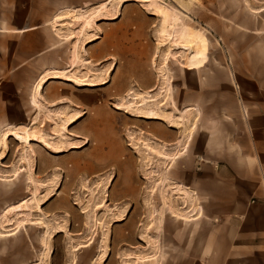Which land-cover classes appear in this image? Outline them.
I'll use <instances>...</instances> for the list:
<instances>
[{
	"label": "crops",
	"instance_id": "1",
	"mask_svg": "<svg viewBox=\"0 0 264 264\" xmlns=\"http://www.w3.org/2000/svg\"><path fill=\"white\" fill-rule=\"evenodd\" d=\"M93 1L0 0V115H10L5 118L7 124L12 122L14 113H27L28 109L13 105L8 89L25 91L44 78L41 106L33 108L39 113L44 108L50 111L51 121L45 125L51 127L55 147L64 150L51 160L54 177L69 179L68 188L79 187L86 179L110 177L105 187L108 195H99L98 199L104 204L113 201L123 209L131 204L130 209H134L141 204L142 186L137 180L134 153L124 137L148 126L130 108L140 105V98L151 95L159 100V106L151 103L149 107L164 113L166 121L172 120L173 103H183L184 85V189L195 196L193 203L202 210L192 218L180 220L186 231L184 251L188 262L264 264V58L257 64L246 56L244 69L239 73L232 62V48L225 45L240 89H216L214 104L201 106L196 103L202 94L198 85L186 80L184 84H174L168 76L163 82L159 79L154 66L156 58L173 41L160 35L162 18L157 12L146 11V5L137 10L120 5L115 12L100 6L93 9ZM257 46L264 49V43L259 42L248 48ZM179 55L178 71L185 75H199L207 64L188 67L185 52ZM160 62L159 58L156 64ZM131 90L134 102L128 105L124 97ZM110 97L122 105L117 124L111 121L115 117L104 105ZM98 108L109 120L106 124L110 128H103L107 135L92 134L89 129V120ZM76 114V121H70ZM62 126L77 138L65 133ZM168 126L169 131L162 132L160 138L171 144L178 128ZM9 129L12 126L4 127L2 134ZM83 138L89 139L86 145L70 149L73 144L80 146ZM95 139L114 142L113 148H109L111 144L107 146L110 164H106L108 159L95 156ZM114 145L127 154L125 160L113 159ZM70 163L76 165V170L67 169ZM45 166L39 160L40 170L44 171ZM113 171L117 173L113 175ZM68 188L64 186V192ZM50 204L53 208L55 203ZM10 206L2 211L4 223V213ZM130 215L118 221L124 241L126 231L132 235L136 231L128 221Z\"/></svg>",
	"mask_w": 264,
	"mask_h": 264
},
{
	"label": "rangeland",
	"instance_id": "2",
	"mask_svg": "<svg viewBox=\"0 0 264 264\" xmlns=\"http://www.w3.org/2000/svg\"><path fill=\"white\" fill-rule=\"evenodd\" d=\"M120 5L133 10L145 9L143 5H146V11L157 12L161 16L159 33L164 39L170 38L173 45H168L167 50L156 58L154 66L159 79L163 82L168 76L174 84H179V81L184 84L186 80L190 85H198L202 91L196 102L198 105L211 107L216 89H240L234 80L229 51L225 48L227 45L232 48V62L239 73L244 69L246 56L257 64L264 58L261 46L249 49L255 42L264 43V1L94 0L91 8L100 6L115 12ZM168 19L171 26H168ZM196 38H200L201 48L195 43ZM200 49H203L202 53L198 52ZM181 51L186 54L188 67L207 63L201 74L185 75L178 71ZM159 58L161 62L156 64ZM44 80H37L25 91L8 89L13 96V105L28 110L23 114L14 113L12 122L7 124L5 118L10 115H0V178H3L0 179V264H191L184 251L186 231L184 222L180 220L181 217L192 218L202 210L193 203L195 196L184 189V85L181 87L183 103H173L172 120L166 121L164 113L149 107L151 103L159 106V100L151 95L140 98V105L130 108L135 113L133 115L140 117L141 123L148 127L124 137L126 146L136 159L137 180L142 186V194L139 206L130 209L132 205L128 204L123 209L113 201L104 204L105 201L98 199L99 195H108L105 187L110 177L94 181L86 179L84 184L71 188H68L69 179L54 177L51 160L64 150L55 147L51 127L45 125L47 120L51 121L50 111L41 108L39 113V109L35 111L33 108L41 106V97L36 101V95L41 96L42 90L37 92V86ZM132 94L131 90L124 97L128 105L134 102ZM104 105L115 117L111 121L117 124L121 103L110 97ZM101 108L89 120V129L92 134L107 135L106 129L110 126L106 123L109 120H105ZM106 117L110 116L106 114ZM169 124L178 128H175V139L171 144L160 138L162 132L169 131ZM6 126H12L9 130L22 136L29 134L28 143L20 142L14 135L6 137V143H3V137L9 131L2 134ZM61 129L72 135L66 127ZM53 134L60 135L58 132ZM95 140L98 144L95 156L108 159L106 164H110L108 149L113 148L114 142L110 140L107 144V141ZM86 144L83 138L80 146L73 144L70 149ZM112 152L113 159L127 158V154L116 145ZM39 160L46 165L44 171L39 168ZM67 169L74 171L76 165L70 163ZM116 173L113 171V175ZM62 185L68 188V192H64ZM184 192L187 195L185 200ZM52 202L55 203L53 208ZM10 204L4 213V223L1 214ZM130 213L128 221L135 225L136 231L134 235L126 231L124 241L118 221ZM195 264L212 263L200 261Z\"/></svg>",
	"mask_w": 264,
	"mask_h": 264
},
{
	"label": "bare ground",
	"instance_id": "3",
	"mask_svg": "<svg viewBox=\"0 0 264 264\" xmlns=\"http://www.w3.org/2000/svg\"><path fill=\"white\" fill-rule=\"evenodd\" d=\"M167 23H168V26L170 25V23H169V19L167 20ZM166 23V24H167ZM171 26V25H170ZM195 43L201 48V40H200V38H196L195 39ZM204 49V48H203ZM202 49V50H203ZM201 49L198 51L199 53H202L203 51H202ZM51 77V76H50ZM46 83V80H44L43 82H40L39 83V85L37 86V92H40L42 89H43V87H44V84ZM91 85V84H90ZM88 86H89V84H88ZM39 94V93H38ZM39 97H41V96H37L36 95V101L39 99ZM77 117H79V114H77L74 118H73V120L72 121H76V119H77ZM12 135H14L15 136V138L16 139H18L20 142H24V143H28V141L30 140V138H29V134H27V135H25V136H22V135H20V134H18L16 131H14V130H9L5 135H4V137H3V143H6V137H9V136H12ZM85 141H86V143H88V140L87 139H85ZM43 142V144L44 145H48L46 142H44V141H42ZM49 146V145H48ZM47 146V147H48ZM6 147V146H5ZM7 150V148L5 149V151ZM60 150V149H59ZM58 150V151H59ZM184 219V218H183ZM181 220H182V217H181Z\"/></svg>",
	"mask_w": 264,
	"mask_h": 264
}]
</instances>
